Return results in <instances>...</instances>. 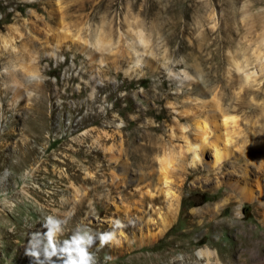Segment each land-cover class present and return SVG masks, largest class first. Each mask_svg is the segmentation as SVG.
Returning <instances> with one entry per match:
<instances>
[{"label":"rangeland","instance_id":"1","mask_svg":"<svg viewBox=\"0 0 264 264\" xmlns=\"http://www.w3.org/2000/svg\"><path fill=\"white\" fill-rule=\"evenodd\" d=\"M49 216L120 222L96 264H264V0H0V264H62Z\"/></svg>","mask_w":264,"mask_h":264},{"label":"clouds","instance_id":"2","mask_svg":"<svg viewBox=\"0 0 264 264\" xmlns=\"http://www.w3.org/2000/svg\"><path fill=\"white\" fill-rule=\"evenodd\" d=\"M62 223L60 219L49 216L46 218L43 225L46 229L47 244L44 246V255L46 259H51L55 255L62 264H96L95 257L89 252L96 240H99V246L103 247L106 244L115 240V229L121 227L119 221L110 225L113 231L101 232L96 235L89 231L78 228L68 239L60 242L57 247L55 237L62 231ZM28 254L39 256L38 252L28 251ZM54 264V262H53Z\"/></svg>","mask_w":264,"mask_h":264},{"label":"bare ground","instance_id":"3","mask_svg":"<svg viewBox=\"0 0 264 264\" xmlns=\"http://www.w3.org/2000/svg\"><path fill=\"white\" fill-rule=\"evenodd\" d=\"M140 40H143V39L140 38ZM225 120H226V119L223 118L222 121H225ZM201 128L204 129V130L206 129V127H205L204 125L199 126V129H201ZM3 133H4V135H7V132H3ZM203 138H204V137H203ZM200 146L203 147V146H204V143H203L202 145H200ZM202 147H200V148H202ZM213 147H216V145H213ZM188 149H190V147H188ZM218 159H219V153L216 152V153H215V161L218 160ZM166 179H167V175L165 174V172H163V174H162V181H163V182H166V181H165ZM168 190H170V189H168Z\"/></svg>","mask_w":264,"mask_h":264}]
</instances>
